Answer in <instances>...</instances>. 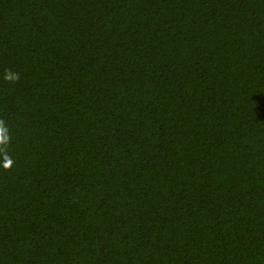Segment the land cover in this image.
<instances>
[{
	"label": "trees",
	"instance_id": "16d2710c",
	"mask_svg": "<svg viewBox=\"0 0 264 264\" xmlns=\"http://www.w3.org/2000/svg\"><path fill=\"white\" fill-rule=\"evenodd\" d=\"M0 264H264V0H0Z\"/></svg>",
	"mask_w": 264,
	"mask_h": 264
},
{
	"label": "clouds",
	"instance_id": "9594fccd",
	"mask_svg": "<svg viewBox=\"0 0 264 264\" xmlns=\"http://www.w3.org/2000/svg\"><path fill=\"white\" fill-rule=\"evenodd\" d=\"M0 142H3L2 139H0Z\"/></svg>",
	"mask_w": 264,
	"mask_h": 264
}]
</instances>
